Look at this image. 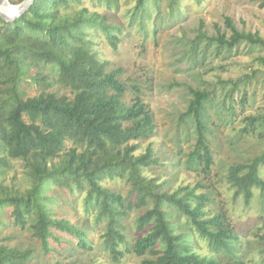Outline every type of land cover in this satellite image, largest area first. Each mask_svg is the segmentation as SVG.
Returning <instances> with one entry per match:
<instances>
[{
  "label": "trees",
  "instance_id": "1",
  "mask_svg": "<svg viewBox=\"0 0 264 264\" xmlns=\"http://www.w3.org/2000/svg\"><path fill=\"white\" fill-rule=\"evenodd\" d=\"M90 1L107 10L118 7L117 0ZM182 3L168 0V8L179 11ZM159 9L160 0H135L130 25L137 22L145 32L153 10ZM224 22L230 35L218 32L208 39L219 49L241 43L264 49L257 33L238 31L229 18ZM203 27L200 22L198 40L206 38ZM120 34L121 27L112 24L107 14L90 11L83 0H34L14 22L0 18V170L9 161L20 160L29 184L23 191L0 186V212L14 228L30 231L44 256L70 243L69 239L77 250L90 252L98 231L101 246L117 263L134 254L143 258L140 264H221L197 252V238L211 254L225 255L224 264H246L238 256L239 238L224 213L207 217L206 195L196 194L201 186L169 193L158 179L146 175L161 165L160 159L151 147L141 154L137 151L140 142L155 135L156 125L138 96L130 105L122 101L127 92L118 79L122 71L110 68L95 50V39L101 35L117 49ZM259 62L264 65V57ZM43 66L56 67L57 82L70 91L71 98L45 91L50 84L39 72ZM32 84L40 92L27 97L26 88ZM133 90L138 94L137 87ZM189 92L192 99L180 121L193 118L197 141L190 158L208 171L213 159L202 112L211 95L191 88ZM247 121L245 133L257 122L264 128V116ZM67 142L72 145L68 150ZM262 166L264 149L251 163L229 169L235 198L242 196L246 206L255 189L264 192ZM114 179L126 183V195L104 186ZM78 198L84 217L79 226L54 210L68 199L75 206ZM134 210L140 237L129 246L124 222ZM174 213L185 219L189 229L179 230ZM36 253L33 248H10L0 238V264H27Z\"/></svg>",
  "mask_w": 264,
  "mask_h": 264
},
{
  "label": "rangeland",
  "instance_id": "2",
  "mask_svg": "<svg viewBox=\"0 0 264 264\" xmlns=\"http://www.w3.org/2000/svg\"><path fill=\"white\" fill-rule=\"evenodd\" d=\"M83 2L90 11L107 14L112 24L121 27L117 49L110 47L101 35L95 39V50L101 60L110 63V68L122 71L118 79L127 86L122 101L130 105L138 96L156 125L155 135L140 142L137 151L141 154L151 147L154 157L160 159L161 165L146 175L158 179L163 184L162 190L169 193L186 186L191 189L201 186L196 194L206 195L207 217L224 213L239 238L238 256L246 264H264V192L255 189L254 197L246 206L242 196L235 198V189L228 181L231 167L251 163L264 149V128L258 122L248 133L244 132L248 118L264 116V65L259 62L264 57V49L246 43L233 49H219L208 40L218 32L230 35L225 18L238 31L257 33L264 40V0H183L180 10L173 13L168 8V0H160V9L153 10L145 32L137 22L130 25L135 0H117L118 7L110 10L95 6L90 0ZM200 22L206 38L198 40ZM39 72L50 84L45 91L72 97L57 82L56 67L43 66ZM133 87L138 88V94ZM190 88L211 95L202 112L213 159L208 171H204L198 160L190 158L197 141L193 118L180 121L192 99ZM39 92L40 88L33 84L26 88L27 97ZM65 147L68 150L72 145L67 142ZM260 176L264 180V166L260 168ZM28 185L24 162L11 160L7 168L0 170V186L23 191ZM104 186L123 195L128 190L126 183L119 179L106 181ZM70 202L68 199L54 210L79 226L84 221L79 198L75 206ZM137 215L138 211H132L124 222L129 246L140 237L134 225ZM0 220L3 244L19 250H37L27 264H140L143 259L126 254L118 263L114 262L101 246L98 231L94 232L95 244L90 252L77 250L74 240L69 239L70 243L56 246L54 252L44 256L28 229L14 228L2 212ZM173 221L178 222L180 231L189 229L185 219L176 213ZM194 245L200 255L213 256L221 264L227 262L225 255L211 254L204 241L196 238Z\"/></svg>",
  "mask_w": 264,
  "mask_h": 264
},
{
  "label": "clouds",
  "instance_id": "3",
  "mask_svg": "<svg viewBox=\"0 0 264 264\" xmlns=\"http://www.w3.org/2000/svg\"><path fill=\"white\" fill-rule=\"evenodd\" d=\"M31 4V0H15V2L8 3L6 7L0 8L9 20L18 18L21 13Z\"/></svg>",
  "mask_w": 264,
  "mask_h": 264
},
{
  "label": "water",
  "instance_id": "4",
  "mask_svg": "<svg viewBox=\"0 0 264 264\" xmlns=\"http://www.w3.org/2000/svg\"><path fill=\"white\" fill-rule=\"evenodd\" d=\"M3 2H4V0H0V6L3 4ZM33 2H34V0H31V4L28 5V7L21 13V15H23L30 8V6L33 4ZM0 18L6 22H14L16 19H18V18H15V19L9 20L2 12H0Z\"/></svg>",
  "mask_w": 264,
  "mask_h": 264
},
{
  "label": "bare ground",
  "instance_id": "5",
  "mask_svg": "<svg viewBox=\"0 0 264 264\" xmlns=\"http://www.w3.org/2000/svg\"><path fill=\"white\" fill-rule=\"evenodd\" d=\"M8 3H9L8 0H4L3 4L0 6V8L6 7Z\"/></svg>",
  "mask_w": 264,
  "mask_h": 264
}]
</instances>
